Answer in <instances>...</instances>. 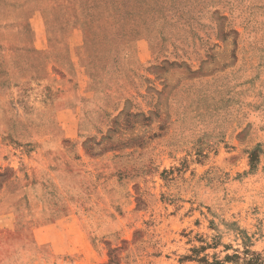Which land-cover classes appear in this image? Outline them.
I'll list each match as a JSON object with an SVG mask.
<instances>
[{"label":"rangeland","instance_id":"1","mask_svg":"<svg viewBox=\"0 0 264 264\" xmlns=\"http://www.w3.org/2000/svg\"><path fill=\"white\" fill-rule=\"evenodd\" d=\"M206 244L264 264V0H0V264Z\"/></svg>","mask_w":264,"mask_h":264},{"label":"trees","instance_id":"2","mask_svg":"<svg viewBox=\"0 0 264 264\" xmlns=\"http://www.w3.org/2000/svg\"><path fill=\"white\" fill-rule=\"evenodd\" d=\"M105 3H106L105 1L103 2V4H101V3L99 4L97 2L96 8L99 9V7H100L102 9H104ZM251 156H252V159H251L252 163H254V161L256 162V153L253 152L251 154ZM252 167H254V165H252ZM242 235H243L242 247L244 248L243 254L248 256L250 253H252L249 250L250 246L246 242V241H250V238L247 236L246 232H242ZM216 246L218 247V244H213L212 246L211 245L209 246V244H206L202 247L200 246V247L193 248L191 256H188L185 259L186 260H196L201 264H224L227 262H232V260H234V259H239V255H238L239 251H236V254H234L233 256L227 255L226 258L224 259V261L219 260V258H217V257H213L212 263L210 262L208 257H206V256L202 257L201 256L202 253L206 252L208 249L216 248ZM246 264H261V260L256 255H253V257Z\"/></svg>","mask_w":264,"mask_h":264},{"label":"crops","instance_id":"3","mask_svg":"<svg viewBox=\"0 0 264 264\" xmlns=\"http://www.w3.org/2000/svg\"><path fill=\"white\" fill-rule=\"evenodd\" d=\"M40 45H44V42H45V39H43L42 37H41V39H40ZM39 48V47H38ZM42 48H43V46H42Z\"/></svg>","mask_w":264,"mask_h":264}]
</instances>
